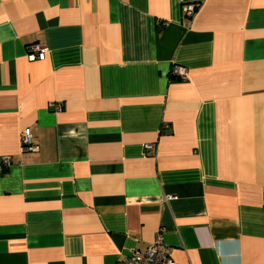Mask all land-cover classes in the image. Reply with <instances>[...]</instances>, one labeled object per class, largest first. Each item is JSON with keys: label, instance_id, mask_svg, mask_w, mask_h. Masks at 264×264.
Listing matches in <instances>:
<instances>
[{"label": "crops", "instance_id": "1", "mask_svg": "<svg viewBox=\"0 0 264 264\" xmlns=\"http://www.w3.org/2000/svg\"><path fill=\"white\" fill-rule=\"evenodd\" d=\"M158 231L177 264H264V0H0V264Z\"/></svg>", "mask_w": 264, "mask_h": 264}, {"label": "built area", "instance_id": "2", "mask_svg": "<svg viewBox=\"0 0 264 264\" xmlns=\"http://www.w3.org/2000/svg\"><path fill=\"white\" fill-rule=\"evenodd\" d=\"M182 12L185 16L192 18L197 12V7L193 5H184ZM46 48H42L38 45H32L29 48L28 58L31 60L42 61L46 56ZM169 77L172 80L183 81L186 79V69L181 66H172L169 72ZM53 109L55 112H60L62 106L54 104ZM20 146L21 151H34L37 148L32 145L31 132L29 129H24L20 132ZM152 149L151 145L145 146V150ZM3 166H8L10 160L8 157H4L1 161ZM171 199L170 196L165 197V201ZM118 264H177L171 254V250L167 248L164 243L163 232L158 231L152 243L144 251L135 250L132 251L127 257H125Z\"/></svg>", "mask_w": 264, "mask_h": 264}]
</instances>
